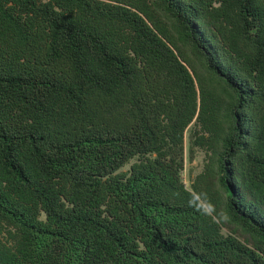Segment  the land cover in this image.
Wrapping results in <instances>:
<instances>
[{
  "label": "trees",
  "instance_id": "1",
  "mask_svg": "<svg viewBox=\"0 0 264 264\" xmlns=\"http://www.w3.org/2000/svg\"><path fill=\"white\" fill-rule=\"evenodd\" d=\"M0 264H264V0H0Z\"/></svg>",
  "mask_w": 264,
  "mask_h": 264
},
{
  "label": "rangeland",
  "instance_id": "2",
  "mask_svg": "<svg viewBox=\"0 0 264 264\" xmlns=\"http://www.w3.org/2000/svg\"><path fill=\"white\" fill-rule=\"evenodd\" d=\"M202 166H203V152L197 151L195 152L192 159L187 158L184 163V170L182 173V178L184 182L186 184H189V182L195 177V175L200 172ZM128 167L129 164L125 165L123 169H127Z\"/></svg>",
  "mask_w": 264,
  "mask_h": 264
},
{
  "label": "clouds",
  "instance_id": "3",
  "mask_svg": "<svg viewBox=\"0 0 264 264\" xmlns=\"http://www.w3.org/2000/svg\"><path fill=\"white\" fill-rule=\"evenodd\" d=\"M197 211H201V209H199L198 207L196 208Z\"/></svg>",
  "mask_w": 264,
  "mask_h": 264
}]
</instances>
